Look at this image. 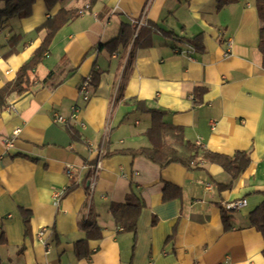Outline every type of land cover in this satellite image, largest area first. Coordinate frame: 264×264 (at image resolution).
Segmentation results:
<instances>
[{
	"label": "crops",
	"instance_id": "crops-1",
	"mask_svg": "<svg viewBox=\"0 0 264 264\" xmlns=\"http://www.w3.org/2000/svg\"><path fill=\"white\" fill-rule=\"evenodd\" d=\"M216 4L58 0L47 10L35 0L29 16L4 24L0 89L41 44L45 30L37 27L62 8L78 10L55 34L29 90L0 105L2 264H264L263 237L249 224V213L264 199L260 21L255 0ZM141 15L146 24L135 35L132 20ZM122 26L129 41L114 45ZM198 34L202 51L188 42ZM13 35L21 39L6 55ZM93 71L97 86L82 101L79 85ZM136 102L164 111L165 124L182 127L184 139L206 151H246L248 166L223 188L231 176L216 163L160 167L141 155L109 154L150 147L144 132L151 117L135 110ZM75 104L83 127L54 120L68 117ZM66 165L77 168L73 176ZM166 185L171 197L164 200ZM131 188L143 201L135 232L122 231L109 212ZM240 198L245 206L224 210L225 228L221 204ZM84 226H94L100 237ZM42 227L47 251L35 236Z\"/></svg>",
	"mask_w": 264,
	"mask_h": 264
},
{
	"label": "trees",
	"instance_id": "trees-1",
	"mask_svg": "<svg viewBox=\"0 0 264 264\" xmlns=\"http://www.w3.org/2000/svg\"><path fill=\"white\" fill-rule=\"evenodd\" d=\"M35 0H0V31L4 28V24L14 17H27L31 14V7ZM47 10H50L58 0H43ZM95 0H89L92 4ZM233 0H217L216 7L220 8L228 2ZM258 18L260 21L259 28V43L258 50L262 54V67L264 68V0H255ZM78 14L75 8H62L37 27V30L44 29L45 36L41 44L34 50L30 58L23 62L16 72L15 79L5 84L0 89V105H4L6 98L11 94H22L29 90L32 85V75L36 66L46 57L49 46L52 42L56 32L67 22L74 19ZM130 33L127 31L126 26L120 28L118 36L111 42L114 45L122 44L126 46ZM21 39L19 35H13L9 39L10 49L6 55L14 53L17 42ZM188 42L195 50H203L202 35L198 34L189 39ZM91 86L96 88L98 83L99 74L97 71L92 72ZM142 106H141V105ZM144 103H135V110H140L150 114L151 125L144 132V135L150 141V147H140L137 149H122L112 151L109 154L116 152H126L132 156L141 155L150 161L158 164L160 167H165L171 163H179L189 169L200 168L199 162L203 163H216L223 167L231 176V181L228 184L222 185L223 188H230L233 180H235L241 172L249 164L248 153L243 150L235 151L231 156L213 153L204 150L199 145L189 142L184 139L183 128L165 124L162 121L164 111L156 108H147ZM166 185L163 189V199L167 200L171 195L166 193ZM65 193V192H64ZM63 193V194H64ZM143 207V201L139 194L131 188L126 194L123 202H113L110 204L109 212L113 217L115 223L121 227L122 231L135 232L136 222L140 210ZM221 219L225 228L229 227L225 211L222 210ZM249 224L261 233L264 240V199L263 201L249 213ZM87 228V233L90 230H95L93 236L100 237V232L94 226H84ZM6 239L3 231L0 230V244H5ZM77 256L80 253L77 252ZM264 257V248L262 249ZM0 264L1 259H0Z\"/></svg>",
	"mask_w": 264,
	"mask_h": 264
},
{
	"label": "built area",
	"instance_id": "built-area-1",
	"mask_svg": "<svg viewBox=\"0 0 264 264\" xmlns=\"http://www.w3.org/2000/svg\"><path fill=\"white\" fill-rule=\"evenodd\" d=\"M86 7H88V5H86ZM132 22L135 24V28H134V34L135 35L137 34L140 26L143 25V24H146L145 20L143 19V15H141L140 18L138 20H136V21L132 20ZM45 55L47 56V53ZM91 78H92V75L90 73L87 74L84 77V79L81 81L80 85H79L78 91H79V96H80L82 101H88L89 98H90ZM78 113H79V106L77 104H75L74 106H72L71 113L69 114L68 117H64V116H61V115H55L54 116V120L56 122L63 123L64 125L69 126V127L70 126H75V125H79V126L83 127L84 123L82 121H78ZM7 144H9V141H7ZM95 151H96V154H97V160L92 165L93 176H92V179H91V186L94 184L95 178H96V176L98 174V170L100 168V158L102 157V154H103L102 144ZM199 164H203V162L200 161ZM76 171H77V168L72 166V165H66L65 166V173L69 177L73 176ZM245 204H246V199L245 198H240V199H235V200H232V201L222 202L221 205H222V209L223 210L229 211V210H239L243 206H245ZM45 232H46V228H44V227L39 228L36 231L35 236H36L37 241L41 245H43L45 247V250L47 251L48 247H49V244L47 243V238H46Z\"/></svg>",
	"mask_w": 264,
	"mask_h": 264
},
{
	"label": "rangeland",
	"instance_id": "rangeland-1",
	"mask_svg": "<svg viewBox=\"0 0 264 264\" xmlns=\"http://www.w3.org/2000/svg\"><path fill=\"white\" fill-rule=\"evenodd\" d=\"M51 9V8H50ZM57 33V32H56ZM54 38V37H53ZM53 40V39H52Z\"/></svg>",
	"mask_w": 264,
	"mask_h": 264
}]
</instances>
